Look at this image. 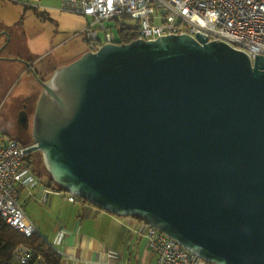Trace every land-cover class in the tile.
Masks as SVG:
<instances>
[{
    "label": "water",
    "instance_id": "water-1",
    "mask_svg": "<svg viewBox=\"0 0 264 264\" xmlns=\"http://www.w3.org/2000/svg\"><path fill=\"white\" fill-rule=\"evenodd\" d=\"M39 81L27 152L64 192L209 264H264V59L167 35L103 44Z\"/></svg>",
    "mask_w": 264,
    "mask_h": 264
},
{
    "label": "built area",
    "instance_id": "built-area-1",
    "mask_svg": "<svg viewBox=\"0 0 264 264\" xmlns=\"http://www.w3.org/2000/svg\"><path fill=\"white\" fill-rule=\"evenodd\" d=\"M61 10L90 19L84 32L88 51L97 52L103 44H119L108 22L127 17L137 21V38L151 35L153 40L185 31L207 42H224L247 53L252 60L264 59V0H61ZM97 26V29L94 27ZM104 32V41L98 33ZM32 145L16 140L2 144L0 140V216L5 223L25 238L38 234L19 203V189L37 183L25 161ZM62 189L44 190L61 195ZM70 202L76 197L68 195ZM145 238L157 255V264H209L177 241L140 220ZM35 256L33 248L20 245L14 250L17 264H28ZM36 264H45L36 256ZM102 264H120L118 256L109 253Z\"/></svg>",
    "mask_w": 264,
    "mask_h": 264
},
{
    "label": "crops",
    "instance_id": "crops-1",
    "mask_svg": "<svg viewBox=\"0 0 264 264\" xmlns=\"http://www.w3.org/2000/svg\"><path fill=\"white\" fill-rule=\"evenodd\" d=\"M35 9L45 15H49L46 11L56 14L62 11L61 0H0V39L3 38L0 45L5 43L3 48L41 45L30 35L36 34L38 27L24 23L22 18V14ZM12 51L14 55L8 58L0 55V75L10 72V78L15 80L29 74V70L21 62L25 60L22 52L13 48ZM44 56V52L39 55ZM14 61L19 64H12ZM40 180L34 186L19 189V197L23 190L25 199L33 201L31 209L26 212L19 203L38 234L61 257L60 264H102L109 253L117 255L120 264H157V255L147 244L140 220L100 211L88 203L70 202L63 194H46L44 190L55 187L50 188Z\"/></svg>",
    "mask_w": 264,
    "mask_h": 264
},
{
    "label": "rangeland",
    "instance_id": "rangeland-1",
    "mask_svg": "<svg viewBox=\"0 0 264 264\" xmlns=\"http://www.w3.org/2000/svg\"><path fill=\"white\" fill-rule=\"evenodd\" d=\"M46 12L49 15L43 14L39 9L28 10L22 14L24 23L38 27L36 34L30 35L33 40H39L41 43L39 47L21 46L20 44L16 48L12 45L3 48L5 43L0 45V50L3 48L0 54L2 58L14 55L12 48L21 51L25 57V60H21V62L29 70V74L19 76L15 80L10 78V72L7 75H0V140L2 144L7 143L8 140L30 141L29 135L18 134L17 117L23 106H27L30 115L34 112L42 89L39 80L46 81L57 68L73 62L88 51V41L84 32L90 22L88 17L64 11H56V14ZM0 22H2V18H0ZM116 24L114 21L106 23L109 27L114 28L113 31L118 37ZM137 24L136 20L127 17H121L118 21L119 26L123 25L129 29H136ZM94 29H97V26ZM98 36L99 40L103 42L104 32L100 31ZM2 41L3 38L0 39V42ZM41 52L45 53L42 58L39 57ZM26 60L29 61L26 62ZM12 64H19V62L14 61ZM31 157L33 171L40 175V179L46 184L50 176L43 165L41 154L33 152ZM62 194V197L69 195L66 192ZM19 201L26 212L33 206L32 200L25 199L23 190L20 191Z\"/></svg>",
    "mask_w": 264,
    "mask_h": 264
},
{
    "label": "trees",
    "instance_id": "trees-1",
    "mask_svg": "<svg viewBox=\"0 0 264 264\" xmlns=\"http://www.w3.org/2000/svg\"><path fill=\"white\" fill-rule=\"evenodd\" d=\"M115 22L117 23L115 26L118 32L119 43H129L132 40L137 39V28L129 29L123 25L119 26L118 21ZM23 143L31 144L30 141ZM25 161L32 169L31 155H28ZM38 178H40V175L38 176ZM46 184L50 188L55 187L54 189H61L51 180V178ZM76 201L91 204L98 210L103 211L88 200L76 198ZM20 245H27L33 248L35 252V256L31 258L28 264H36V256H42L45 260V264H60L61 257L53 248L48 245V243L39 234H35L31 238H25L16 230L9 227L0 216V264H17L13 259V253L14 250Z\"/></svg>",
    "mask_w": 264,
    "mask_h": 264
},
{
    "label": "flooded vegetation",
    "instance_id": "flooded-vegetation-1",
    "mask_svg": "<svg viewBox=\"0 0 264 264\" xmlns=\"http://www.w3.org/2000/svg\"><path fill=\"white\" fill-rule=\"evenodd\" d=\"M117 41L119 42V38H118ZM22 109H23V108H22ZM26 111H27V107H26ZM27 113H28V111H27ZM32 116H33V113H32V115H30V114L28 113V117H29V128H28V129H24L21 125H19V124L17 123L18 134H20L21 136H24L25 134H26V136L29 135V137H30V142H32V140H31V130H32L31 124H32Z\"/></svg>",
    "mask_w": 264,
    "mask_h": 264
},
{
    "label": "bare ground",
    "instance_id": "bare-ground-1",
    "mask_svg": "<svg viewBox=\"0 0 264 264\" xmlns=\"http://www.w3.org/2000/svg\"><path fill=\"white\" fill-rule=\"evenodd\" d=\"M178 34H185V31H173L172 32V35H178ZM143 39L144 40H153V37L151 36V35H143ZM16 141H18V140H16ZM20 142V141H19ZM23 143V142H22ZM31 143V142H30ZM24 144V143H23ZM24 145H31V144H24ZM28 155H31L32 156V153L31 154H29L28 152H27V156ZM28 164V163H27ZM31 169V168H30ZM32 170V169H31ZM32 173H33V175L35 176V178H36V180H37V183H38V181L40 180V178H38V174H36L33 170H32ZM41 181V180H40ZM36 183V184H37ZM31 187V186H30ZM4 220V219H3ZM5 222V221H4ZM14 254V253H13Z\"/></svg>",
    "mask_w": 264,
    "mask_h": 264
}]
</instances>
